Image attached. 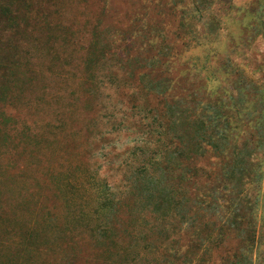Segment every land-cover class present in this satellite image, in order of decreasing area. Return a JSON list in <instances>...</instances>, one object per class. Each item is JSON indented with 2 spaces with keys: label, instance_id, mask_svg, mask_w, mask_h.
I'll use <instances>...</instances> for the list:
<instances>
[{
  "label": "rangeland",
  "instance_id": "rangeland-1",
  "mask_svg": "<svg viewBox=\"0 0 264 264\" xmlns=\"http://www.w3.org/2000/svg\"><path fill=\"white\" fill-rule=\"evenodd\" d=\"M0 264H264V0H0Z\"/></svg>",
  "mask_w": 264,
  "mask_h": 264
},
{
  "label": "crops",
  "instance_id": "crops-1",
  "mask_svg": "<svg viewBox=\"0 0 264 264\" xmlns=\"http://www.w3.org/2000/svg\"><path fill=\"white\" fill-rule=\"evenodd\" d=\"M247 1H250V0H247Z\"/></svg>",
  "mask_w": 264,
  "mask_h": 264
},
{
  "label": "trees",
  "instance_id": "trees-1",
  "mask_svg": "<svg viewBox=\"0 0 264 264\" xmlns=\"http://www.w3.org/2000/svg\"><path fill=\"white\" fill-rule=\"evenodd\" d=\"M257 129V128H256Z\"/></svg>",
  "mask_w": 264,
  "mask_h": 264
}]
</instances>
